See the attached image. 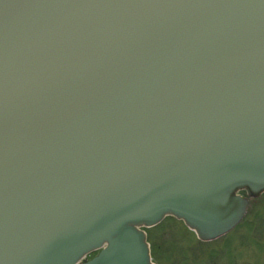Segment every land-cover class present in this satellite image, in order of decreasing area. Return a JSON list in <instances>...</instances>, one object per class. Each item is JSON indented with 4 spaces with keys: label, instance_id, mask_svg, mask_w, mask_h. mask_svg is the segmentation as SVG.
Masks as SVG:
<instances>
[{
    "label": "water",
    "instance_id": "1",
    "mask_svg": "<svg viewBox=\"0 0 264 264\" xmlns=\"http://www.w3.org/2000/svg\"><path fill=\"white\" fill-rule=\"evenodd\" d=\"M240 190L264 192V0H0V264H152L141 227L215 237Z\"/></svg>",
    "mask_w": 264,
    "mask_h": 264
},
{
    "label": "flooded vegetation",
    "instance_id": "2",
    "mask_svg": "<svg viewBox=\"0 0 264 264\" xmlns=\"http://www.w3.org/2000/svg\"><path fill=\"white\" fill-rule=\"evenodd\" d=\"M238 195L246 202V206L241 218L229 230L215 237L202 239L196 232L189 228L181 219L171 215H166L161 225H151L141 227L144 232L145 241L148 245L150 261L152 264H170L174 258L177 246L175 233L180 230L191 237L192 242L183 248L184 257L191 259L194 264H247L249 262H239L234 255L237 242L232 243V247L226 252L220 251L221 247H230L227 236L235 231L237 227L244 224L249 228V236L256 246V259L260 253L264 254V192L249 195L245 190L238 191ZM248 214V215H247ZM94 254H89L84 260ZM180 256V255H179ZM264 256V255H263ZM80 264H82L80 262ZM258 264H264V258Z\"/></svg>",
    "mask_w": 264,
    "mask_h": 264
},
{
    "label": "rangeland",
    "instance_id": "3",
    "mask_svg": "<svg viewBox=\"0 0 264 264\" xmlns=\"http://www.w3.org/2000/svg\"><path fill=\"white\" fill-rule=\"evenodd\" d=\"M261 208L264 210V206H262ZM184 232L185 231L183 230H181V232L180 230L177 232H174L179 250L176 248L174 258L170 261L171 262L170 264H194L191 262L192 261L191 259H189L188 261L187 258H185L183 254V248L189 245L190 242H192L190 235L187 236ZM227 240H228L230 247L229 246L225 247V245H223L220 251L226 252L234 245L235 242H237L238 247L235 248L236 253H234V255L236 256L239 262H244L248 260L247 262L249 261L251 262L247 264H258L264 258L263 256L264 254L260 253L259 258L256 259V256H257V254H255L256 246L253 243V240L249 236L248 226L244 224L240 225L239 227H237V229H235V231L228 234Z\"/></svg>",
    "mask_w": 264,
    "mask_h": 264
}]
</instances>
